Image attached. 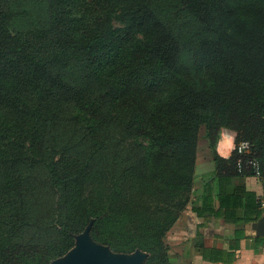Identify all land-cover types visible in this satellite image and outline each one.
Returning a JSON list of instances; mask_svg holds the SVG:
<instances>
[{
	"label": "trees",
	"instance_id": "16d2710c",
	"mask_svg": "<svg viewBox=\"0 0 264 264\" xmlns=\"http://www.w3.org/2000/svg\"><path fill=\"white\" fill-rule=\"evenodd\" d=\"M175 1L181 19L167 17ZM50 31L63 50H74L115 89V98L144 123L146 144L133 161L114 157L105 168L87 159L61 157L58 184L62 216L40 227L22 206L21 166H32L44 149V126L56 109L73 107L93 116L84 90L66 85L0 12V264H50L65 256L88 228L90 239L112 252L147 253L143 264L175 261L166 233L189 202L200 129L216 165L217 191L207 189L201 215L219 208L225 220L256 221L262 198L238 186V155L216 151L220 129L240 133L261 164L264 186V0H50ZM116 19L119 36L108 34ZM151 61L162 77L139 69ZM151 76L153 78H151ZM141 82V83H140ZM142 86L140 91L135 88ZM32 95L35 105L28 102ZM38 102L41 105H38ZM37 104V106H36ZM225 120L236 126L225 125ZM245 197L243 214L234 208ZM32 218V217H31ZM34 229L32 232L31 230ZM53 230L55 234L50 233ZM235 231V243L240 239ZM234 251L201 246V257L232 264ZM150 255V256H149Z\"/></svg>",
	"mask_w": 264,
	"mask_h": 264
},
{
	"label": "rangeland",
	"instance_id": "374dc122",
	"mask_svg": "<svg viewBox=\"0 0 264 264\" xmlns=\"http://www.w3.org/2000/svg\"><path fill=\"white\" fill-rule=\"evenodd\" d=\"M173 4L176 5L175 1L170 3L166 14L176 23L181 19V15L179 10H176L177 7L173 8ZM2 10L12 12L13 16L7 21L8 27L19 33L32 47L35 58L47 63L64 84L83 89L85 96L89 98L88 102L95 108L93 116L83 115L73 107L54 110L44 126V149L36 154V164L21 166L23 175L18 187L24 195L22 206L28 210L25 213L40 227L54 226L61 220L63 209L58 184L59 175L63 170L59 164L61 157L87 159L96 167L105 168L108 172V162L114 157L127 163L141 154V146L146 144L147 139L142 132L144 123L131 106L117 102L113 86L105 78L95 74L93 65L85 56L58 46L53 32L50 31V0H0V12ZM121 28L117 20L112 19L107 26L108 34L118 37ZM139 69L149 75H155L159 81L162 80L151 61L140 63ZM135 89L140 91L142 86ZM33 98L32 95L27 97L31 105H35ZM38 105L41 104L38 102ZM224 123L237 125L232 120H225ZM221 132H226L222 135L224 141L228 140L230 135L234 136V139L237 136L240 138V133L228 127H222L220 134ZM208 149L205 130L201 128L197 150L199 153H206ZM2 183L0 160V184ZM51 232L55 234L53 230ZM83 237L81 234L75 239L76 242ZM99 248L110 256H116L107 248ZM171 253L174 255L172 251ZM135 255L148 257L147 253L139 254V251ZM66 257L57 259L56 262H62ZM129 257L132 256H124Z\"/></svg>",
	"mask_w": 264,
	"mask_h": 264
},
{
	"label": "crops",
	"instance_id": "0c3cea01",
	"mask_svg": "<svg viewBox=\"0 0 264 264\" xmlns=\"http://www.w3.org/2000/svg\"><path fill=\"white\" fill-rule=\"evenodd\" d=\"M221 132L216 143V151L223 158H228L233 150L234 136L223 140ZM216 165L213 161L211 150L199 153L197 150L194 168V180L186 208L173 224L164 237V243L175 255L174 264H223L222 262H210L201 257V246L234 251L236 257L232 264H264V236L257 234L254 225L264 216V207H261L260 218L256 221L244 223L242 220H225L223 217H215L214 210H218L217 199L214 200L213 211L205 209L201 215L192 211V207H201L202 198L207 189L217 191ZM207 172V173H206ZM206 173L205 176L203 174ZM224 186H238L246 192L255 195L256 199L262 198L264 186L262 181L253 176L234 175L230 183L223 182ZM245 197H241V204L234 208L237 215L243 214ZM235 231L240 239L235 243Z\"/></svg>",
	"mask_w": 264,
	"mask_h": 264
},
{
	"label": "water",
	"instance_id": "95a60500",
	"mask_svg": "<svg viewBox=\"0 0 264 264\" xmlns=\"http://www.w3.org/2000/svg\"><path fill=\"white\" fill-rule=\"evenodd\" d=\"M254 227L258 235L264 236V216L257 221ZM81 234L84 235V237L80 238L77 242L75 240V246L65 255L67 257L64 261L57 263L56 259L50 264H143L146 259V256L144 258L142 255H135L138 250L131 254H119L113 252L116 256H110L105 250H101L99 248L101 246L110 250L108 247L96 244L90 239L88 235V228ZM81 234H79L76 238H78ZM143 253L145 252L139 251V254ZM130 255L132 257L124 258V256Z\"/></svg>",
	"mask_w": 264,
	"mask_h": 264
},
{
	"label": "built area",
	"instance_id": "2783aa9c",
	"mask_svg": "<svg viewBox=\"0 0 264 264\" xmlns=\"http://www.w3.org/2000/svg\"><path fill=\"white\" fill-rule=\"evenodd\" d=\"M233 150L236 151L238 158L236 160V169L238 173L249 172L258 179H263L261 164L256 157L252 155L251 143L247 140L233 143ZM261 207H264V200L261 201Z\"/></svg>",
	"mask_w": 264,
	"mask_h": 264
}]
</instances>
